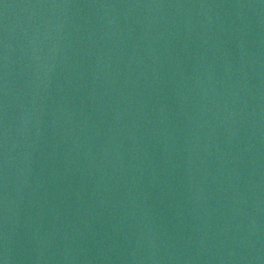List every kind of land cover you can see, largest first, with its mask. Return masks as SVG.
<instances>
[{"label": "water", "instance_id": "1", "mask_svg": "<svg viewBox=\"0 0 264 264\" xmlns=\"http://www.w3.org/2000/svg\"><path fill=\"white\" fill-rule=\"evenodd\" d=\"M0 264H264V0H0Z\"/></svg>", "mask_w": 264, "mask_h": 264}]
</instances>
